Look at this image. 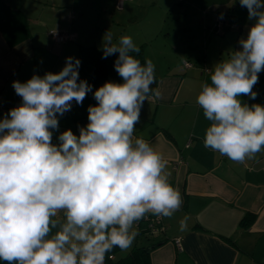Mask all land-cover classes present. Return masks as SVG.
Wrapping results in <instances>:
<instances>
[{"label": "clouds", "instance_id": "obj_1", "mask_svg": "<svg viewBox=\"0 0 264 264\" xmlns=\"http://www.w3.org/2000/svg\"><path fill=\"white\" fill-rule=\"evenodd\" d=\"M123 3V0H121ZM253 21L239 50L211 69L196 103L210 125L204 147L237 163L264 150V104L254 86L264 72V0H239ZM103 56L118 53L114 69L122 82L93 86L79 77L81 61L67 57L59 72L33 74L12 87L21 103L0 118V261L5 264H105L127 251L149 214L171 218L183 205L170 182L168 161L137 138L145 101L160 99L155 65L141 63L130 36L103 37ZM87 108L88 123L59 132V117L73 102ZM54 132H59L53 143ZM189 217L180 221L187 228Z\"/></svg>", "mask_w": 264, "mask_h": 264}, {"label": "crops", "instance_id": "obj_2", "mask_svg": "<svg viewBox=\"0 0 264 264\" xmlns=\"http://www.w3.org/2000/svg\"><path fill=\"white\" fill-rule=\"evenodd\" d=\"M176 1L181 10L192 7L203 13V39L195 36L194 43L185 45L188 53L177 45V35L171 38L166 33L163 40L130 37L143 46L145 58L159 67L155 75L161 93L160 99L144 102L134 135L151 143L168 161L170 182L180 191L183 205L171 218H161L164 231L157 236L141 233L145 221H139L132 247L127 251L114 248L105 264L126 258L134 246L150 247V264H264V150L237 163L205 148L210 122L196 103L201 85L210 82L211 69L232 50L240 49L238 41L246 38L253 21L238 0L233 8L236 25L217 32L216 17L235 0L162 3L170 8ZM134 2L125 0L122 10H117L116 0H0V118L21 99L13 81L25 82L34 73L59 72L67 57L78 58L80 46L102 49L108 31L113 42H118L137 17ZM50 29L69 38L55 41ZM158 61L165 63L159 66ZM185 61L190 65L185 66ZM89 105L93 104L87 99L82 106L73 102L71 111L59 117V132L71 129L79 135L78 126L88 123ZM59 132H54L53 143ZM185 215L189 220L181 231Z\"/></svg>", "mask_w": 264, "mask_h": 264}, {"label": "rangeland", "instance_id": "obj_3", "mask_svg": "<svg viewBox=\"0 0 264 264\" xmlns=\"http://www.w3.org/2000/svg\"><path fill=\"white\" fill-rule=\"evenodd\" d=\"M176 2H173L172 7L168 8L163 5L162 0H135L134 9L137 19L135 18V21L128 26L125 35L133 36L137 40L145 39L144 35L148 38L157 37L159 40H163L166 33H169L171 38H175V35H177V45L184 46L183 51L185 54L186 52L188 53L189 51H186L185 45L194 43L195 36L198 39H203V29L200 28L203 13L200 10H193L192 7L186 11L184 8L181 10L179 5L181 3L179 1ZM237 2L238 0H235V2L231 3L223 13H233V8L236 7ZM126 6L124 8L126 9L125 11H127ZM212 36H217V34L213 32ZM199 50L202 51L203 47L200 46ZM163 63L165 62H156L158 65ZM155 70V72H159V67L155 66Z\"/></svg>", "mask_w": 264, "mask_h": 264}, {"label": "trees", "instance_id": "obj_4", "mask_svg": "<svg viewBox=\"0 0 264 264\" xmlns=\"http://www.w3.org/2000/svg\"><path fill=\"white\" fill-rule=\"evenodd\" d=\"M219 16H221L226 22V25H223L220 32L230 29L229 24L235 23L236 21V17H234L233 13H223ZM138 47L140 49L139 54L133 53V55H135L138 59H140L141 63H143L146 59L143 53V46L140 45ZM102 56V49H98L95 46L79 47L78 59L81 61L79 67V77L80 79L86 80L89 84H91L93 86V91H95L96 88L102 86L106 81L122 82L121 78L114 69V61L116 60L118 53L108 56L106 59L102 58ZM155 77L156 82L152 85L153 88H156L158 81V77L156 75ZM253 90L257 92L256 99L252 100L246 96L244 102L248 104H264V72L259 74V82ZM86 99L89 100L93 105L96 104L92 92L88 93ZM253 219L254 214H251V220ZM245 222H247V219H245ZM144 223L145 225L140 227L141 233L157 236L159 233L164 231V227L161 224L162 227L159 232L151 233L150 229L147 227V223ZM149 251L150 247L148 246H134L126 258L115 261L110 260L106 264H150ZM0 264H5V262L0 261Z\"/></svg>", "mask_w": 264, "mask_h": 264}, {"label": "built area", "instance_id": "obj_5", "mask_svg": "<svg viewBox=\"0 0 264 264\" xmlns=\"http://www.w3.org/2000/svg\"><path fill=\"white\" fill-rule=\"evenodd\" d=\"M124 1L125 0H123V3H121V0H116L115 7L117 9H122ZM223 25H226V22L221 16L218 15L216 17V23H215V27L216 28H215V30L217 32H220L222 27H223ZM235 25H236L235 23H230L229 27L231 28V27H234ZM49 34L51 35V37L55 41H58V42L65 41L66 39L69 38V36L66 33L61 32L59 30H55V29H50L49 30ZM184 65L187 66V65H190V63L188 61H185ZM20 103H21V99L17 100L15 102V104H14V107L18 106ZM143 221H145L147 223V227L150 229L151 233L159 232L161 227H162L161 226V218L158 219L155 216L148 215V217L146 219H143ZM175 242H176L177 246L179 248H181V244H180L179 238H176Z\"/></svg>", "mask_w": 264, "mask_h": 264}]
</instances>
